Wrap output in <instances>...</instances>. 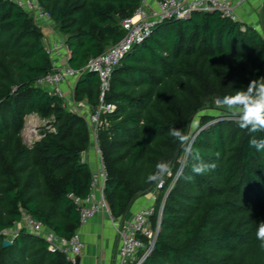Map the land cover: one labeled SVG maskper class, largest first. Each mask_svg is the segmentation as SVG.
<instances>
[{
	"label": "trees",
	"instance_id": "16d2710c",
	"mask_svg": "<svg viewBox=\"0 0 264 264\" xmlns=\"http://www.w3.org/2000/svg\"><path fill=\"white\" fill-rule=\"evenodd\" d=\"M38 2L66 40L69 67L81 75L76 99L96 109L101 83L87 64L123 40V22L143 0ZM54 65L33 16L0 0V264H72L23 230L3 247L6 232L24 213L72 238L80 215L68 195L86 198L91 190L93 175L82 159L91 144L89 124L38 85ZM261 77L262 36L216 11L158 24L116 68L105 95L116 109L102 114L98 134L111 216L122 219L138 196L156 189L147 177L159 161L171 162L172 177L164 179L157 209L176 180L163 204L155 248L143 264H264L256 238L264 222V151L250 148L248 130L229 116L203 115L194 147L215 168L195 175L190 159L180 163L183 149L169 135L172 127L189 135L199 114ZM30 115L49 122L38 142L24 137ZM255 135L264 138V132Z\"/></svg>",
	"mask_w": 264,
	"mask_h": 264
},
{
	"label": "built area",
	"instance_id": "2783aa9c",
	"mask_svg": "<svg viewBox=\"0 0 264 264\" xmlns=\"http://www.w3.org/2000/svg\"><path fill=\"white\" fill-rule=\"evenodd\" d=\"M9 1L31 14L38 26L44 27L47 22L51 21L49 14L44 11L38 0ZM210 11L219 12L224 17L239 22L234 0H163L158 1L156 8L150 11L142 5L132 18L123 22L125 31L123 40L109 48L104 54L89 60L86 70L97 74L101 83L100 105L96 109L88 106L84 112L80 113L77 110L76 112L80 113L90 126L100 160L98 171L92 174L91 190L88 196L81 198L72 193L68 195L79 211L80 227L87 225L100 214L105 213L111 216L104 194L107 172L98 147V134L102 127V114L112 113L116 109L114 105L105 103V95L110 89V80L116 68L137 45L144 43L152 35L158 24L171 20L186 21L191 19L195 13ZM80 77L79 72L69 66L62 67L55 64L53 71L40 80L38 85L66 102L64 85L68 81H77ZM218 101L216 104L220 105ZM168 177L171 178L172 174ZM174 185L175 180L170 184L164 201ZM164 186L165 181L163 180L153 191L154 205L139 211L128 221L114 223L120 238L117 264H143L152 254L161 228L164 204L163 201L161 208L157 209L155 202ZM21 230L46 241L50 250L63 253L72 264H77L85 247L78 232L70 239L62 238L26 213L23 214L22 221L16 228L6 232L5 240L10 241Z\"/></svg>",
	"mask_w": 264,
	"mask_h": 264
},
{
	"label": "crops",
	"instance_id": "0c3cea01",
	"mask_svg": "<svg viewBox=\"0 0 264 264\" xmlns=\"http://www.w3.org/2000/svg\"><path fill=\"white\" fill-rule=\"evenodd\" d=\"M158 0H143V5L148 11L156 8ZM235 12L238 21L246 27L256 30L264 39V0H234ZM56 24L51 20L47 22L42 31L44 34V45L49 51L54 64L66 67L69 66V53L66 48V40L59 30L54 32ZM75 81H68L64 85L66 94L65 107L68 111L84 112L91 107L86 100H77L75 96ZM31 119L27 127L30 129L38 128L39 134L44 132L48 124L38 115H30ZM85 119V118H84ZM86 120V119H85ZM86 123L87 120H86ZM26 129V133L28 132ZM42 136L39 135L41 140ZM31 141L32 142H38ZM83 161L89 166L92 174L99 169L98 151L95 141L91 138L89 148L82 155ZM154 205L153 192L138 196L131 204L128 213L122 219L116 220L108 214H100L92 219L87 225L80 227L77 231L84 242V250L78 258V264H117L120 247V238L114 223L130 220L139 211Z\"/></svg>",
	"mask_w": 264,
	"mask_h": 264
},
{
	"label": "clouds",
	"instance_id": "9594fccd",
	"mask_svg": "<svg viewBox=\"0 0 264 264\" xmlns=\"http://www.w3.org/2000/svg\"><path fill=\"white\" fill-rule=\"evenodd\" d=\"M223 102L229 118L239 128L248 130L249 147L264 151V138H257L255 135L258 132H264V77L251 80L246 88L238 89L233 95L225 96ZM169 135L180 143L185 157L190 159L193 174L203 175L215 168L214 164L204 161L200 150L194 147V139L190 135L175 127L170 128ZM171 172V162L161 160L156 164L155 171L148 175L147 181L159 184ZM192 178L187 177L189 180ZM256 238L260 241L259 247L264 250V222L258 224Z\"/></svg>",
	"mask_w": 264,
	"mask_h": 264
},
{
	"label": "rangeland",
	"instance_id": "374dc122",
	"mask_svg": "<svg viewBox=\"0 0 264 264\" xmlns=\"http://www.w3.org/2000/svg\"><path fill=\"white\" fill-rule=\"evenodd\" d=\"M41 28H42V26L41 25H39ZM54 32H56L57 33V31H58V28H57V26H55V29L53 30ZM58 34V33H57ZM218 103L220 104V105H217L216 104V107H217V109L216 110H211V111H208V113H201V114H199L195 119H194V121H193V124H192V127H191V131H190V133H189V135L195 140V138H196V133H197V131H198V127H199V123H200V119H201V117L203 116V115H208V116H213V117H226V116H228V114H227V112H226V108H225V105L223 104L222 105V100H220V101H218ZM230 119V118H229ZM31 122V119H28V117L26 118V127H25V130H24V137H25V140H26V142H28V143H30L32 140L33 141H37V139L39 138V135L40 136H43L42 134H39V132L37 131L38 130V128L36 129V128H34V129H30V128H28L27 127V124L29 125V123ZM214 123V121L212 122V123H210V124H208V125H206V127L205 128H207V127H210L212 124ZM48 124H49V122H48ZM47 126V125H46ZM28 128V132L26 133V129ZM38 140H40V139H38ZM185 159H187L186 157H185V154H184V152L182 153V155L180 156V163H185L186 162V160ZM175 183H176V180H175Z\"/></svg>",
	"mask_w": 264,
	"mask_h": 264
},
{
	"label": "water",
	"instance_id": "95a60500",
	"mask_svg": "<svg viewBox=\"0 0 264 264\" xmlns=\"http://www.w3.org/2000/svg\"><path fill=\"white\" fill-rule=\"evenodd\" d=\"M41 134L44 135V132L42 131ZM11 245H12V243H11L9 240H4V241H3V247H4V248H8V247H10ZM77 264H78V262H77Z\"/></svg>",
	"mask_w": 264,
	"mask_h": 264
}]
</instances>
